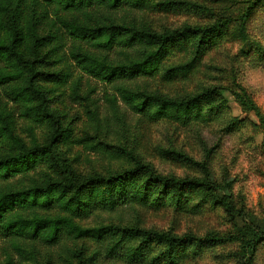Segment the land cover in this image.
<instances>
[{"label": "rangeland", "instance_id": "obj_1", "mask_svg": "<svg viewBox=\"0 0 264 264\" xmlns=\"http://www.w3.org/2000/svg\"><path fill=\"white\" fill-rule=\"evenodd\" d=\"M36 2L21 4V24L26 32L30 24L44 42L37 46L26 42L22 50L44 60L40 70L62 76L63 82L38 85L69 134L59 148L74 172L109 178L141 162L164 177L226 184L233 204L250 216L232 220L217 195L150 184L140 176L125 183L126 202L112 211L83 195L80 210L54 204L33 213L70 218L81 231H104L100 239L63 231L55 245L0 240V264H240L238 244H210L206 239L250 227L264 232V130L260 118L246 111L236 96L251 100L264 117V0H148L144 9L92 7L70 13ZM58 16L93 29L203 33L161 49L137 43L104 51L69 36ZM6 38L0 31V40ZM78 51L111 68L146 61L154 51L162 55L151 64L155 72L150 75L106 83L86 74L73 60ZM121 89L188 105L165 111L152 105L138 113L121 99ZM0 111L11 116L13 133L24 144L46 143L51 123L24 116V107L12 103L3 89ZM12 147L1 137L0 158L15 155ZM54 177L52 170L40 165L0 188L27 189ZM127 230L132 234L110 252L118 235ZM151 233H166L178 242L171 246L146 236ZM137 249L143 252L139 260L131 257ZM252 264H264V242Z\"/></svg>", "mask_w": 264, "mask_h": 264}, {"label": "trees", "instance_id": "obj_2", "mask_svg": "<svg viewBox=\"0 0 264 264\" xmlns=\"http://www.w3.org/2000/svg\"><path fill=\"white\" fill-rule=\"evenodd\" d=\"M48 6H56L63 13L75 10L89 9L92 7L108 8L110 10L121 9L130 6L134 9H144L148 0H35ZM36 2V3H37ZM26 0L0 1V31L7 38L0 40V90H4L12 103L24 107V116L42 123L48 120L52 129L46 143L27 146L13 133L11 116L0 111V138H7L12 144V153L0 158V186L1 183L9 185L16 177L24 175L31 170L44 165L53 171L55 177L49 178L43 185L31 188L13 190L12 188H0V240L24 239L33 242H43L47 245H55L63 231L69 235L80 237L94 235L101 238L104 231H81L70 218L48 219L34 216L33 213L41 208L51 207L54 204L64 209L80 210L83 195H90L92 199L100 200L99 207L104 210H114L120 204L126 202L124 185L127 181L140 176H145L150 184L174 187L177 189L197 188L210 194L217 195L219 204L234 220H245L250 215L245 210H239L233 204L228 186L223 183L210 182L202 179H177L159 175L150 165L137 162L132 169L113 175L109 178L84 177L77 175L71 167V163L60 151L61 141L69 139V134L63 128L60 118L51 111L47 93L41 88L39 82H63L60 74L47 73L39 69L44 60L24 53L22 47L26 42H32V46L42 44L44 40L36 37L34 29L29 24L27 32L21 24V4ZM247 19V16L244 17ZM58 24L74 38L85 43H91L99 50H112L114 46L132 48L135 44H147L165 48L172 42L184 39L188 35H200V29L176 30L166 33H156L135 28H85L76 26L58 16ZM161 51H154L146 61L133 62L127 67L111 68L99 62L88 54L80 51L74 53L72 58L82 70L103 82L113 83L118 79L133 78L134 76L150 75L155 72L151 64L161 58ZM121 99L138 113H145L152 105L159 106L160 111L177 109L186 106V102L178 105L160 99L157 96L120 90ZM246 111L254 112L260 118L264 130V117L251 100L243 95H236ZM97 192L96 196H93ZM133 230L121 232L118 239L110 248V252L118 249ZM173 246L178 239L169 234H149ZM207 243L224 244L236 243L240 246L238 257L240 264H252L255 252L264 242V232L255 227L246 231H238V234L226 237H208ZM133 251L131 257L139 260L142 256L140 249Z\"/></svg>", "mask_w": 264, "mask_h": 264}]
</instances>
